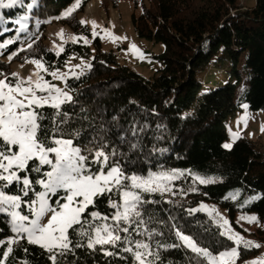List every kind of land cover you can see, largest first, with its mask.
Returning a JSON list of instances; mask_svg holds the SVG:
<instances>
[{
	"label": "trees",
	"instance_id": "trees-1",
	"mask_svg": "<svg viewBox=\"0 0 264 264\" xmlns=\"http://www.w3.org/2000/svg\"><path fill=\"white\" fill-rule=\"evenodd\" d=\"M23 1L25 5L32 2ZM242 1L246 0H133L132 21L137 34L164 44V51L156 55L162 67L151 78L124 64L115 51H104L100 37L87 44L82 39L69 40L64 51L56 54L47 43L46 31L51 23L68 27L77 37L92 35L89 26L80 23L83 6L71 16H63L74 0H37L32 9L17 6L3 10L11 21L29 14L32 24L29 31L19 33L16 43L0 49V78L9 75L12 79V63L27 59L60 68L74 56L91 65L66 79L73 102L61 109L69 117L62 125L65 138L74 139L82 150L101 146L105 152L115 150L117 155L112 159L118 160L128 174L185 171V177L173 182L175 194H144L146 200L158 201L143 209L151 216L148 227L162 233L149 241L153 248L157 241L165 245L179 243L174 227L213 253L230 248L233 242L219 235L221 228L208 214H188V209L201 202H216L232 218L238 211H252L264 223L263 146L258 140L240 137L230 149L223 147L229 137L228 121L243 105L254 111L264 110V0H254L251 5H243ZM35 22L40 23L39 29H34ZM7 36L15 39L17 31L0 35V43ZM12 53L16 55L9 59ZM213 69L226 72L229 79L224 84L205 87L209 82L201 75ZM43 111L50 115L53 110ZM77 132L79 135L74 136ZM133 144L138 147L132 148ZM188 172L215 182L199 184ZM231 187L240 189L239 198L226 197ZM10 191L14 193L15 187ZM118 198L113 195V199ZM247 198H251L250 202L244 205ZM91 210L102 214L114 211L107 197L98 199ZM3 219L0 216V238L11 235ZM254 234L264 241V228ZM22 244L29 251L25 253L14 246L9 264H20L22 260L50 264L38 246ZM159 251L164 264H196L195 254L185 248ZM258 252V248L241 247L238 261L255 257ZM122 255L128 259L105 256L97 246L95 250L77 248L61 259L63 264H132L129 254Z\"/></svg>",
	"mask_w": 264,
	"mask_h": 264
},
{
	"label": "snow or ice",
	"instance_id": "snow-or-ice-1",
	"mask_svg": "<svg viewBox=\"0 0 264 264\" xmlns=\"http://www.w3.org/2000/svg\"><path fill=\"white\" fill-rule=\"evenodd\" d=\"M81 3L82 0H74L63 16H71ZM36 4L37 0L27 5L23 0H0V23L8 22L3 10L17 6L32 9ZM28 20V15H22L11 21L19 26L17 36L0 43V49H6L20 39L19 33L28 29ZM80 23L89 22L81 20ZM90 23L93 37L99 35L95 31L99 25L95 21ZM11 30L4 27L0 29V35ZM58 35L64 39L63 30ZM68 39L73 42L82 39L85 44L89 43L86 37L69 36ZM132 48L139 52L135 45ZM53 50L59 55L64 47L57 45ZM15 55L12 53L9 59ZM30 63L36 65V71L28 77L12 73V79L8 76L0 79V216L10 226L11 233L6 238H0V264H9L14 246L27 253L29 249L22 242L42 249L50 264H63L61 258L74 253L77 248L95 250L97 246L108 257L127 260L128 257L122 253L129 254L132 264H164L159 249L178 248L194 253L196 264H236L241 247H260V244L245 239L232 228L227 218L216 213L218 227L223 229L219 235L233 242L234 246L214 254L209 248L200 246L192 236L173 226L179 243L165 245L157 241L153 248L149 241L162 233L148 227L151 216L143 209L145 205L158 201L146 200L144 194L173 193V182L185 177V171H149L146 176L128 174L118 160L112 159L117 155L115 150L105 152L103 146L82 150L76 146L74 139L65 138L62 128L69 119L68 114L61 110L62 106L72 103L73 98L41 74L64 80L67 73H60L58 69L49 72L48 67L38 59ZM72 75L77 74L73 72ZM243 107L247 108V105ZM45 108H51L52 113L45 115ZM242 119L246 120V117ZM45 120L49 123L45 124ZM73 135L78 136L79 133ZM233 136L236 138L238 134ZM223 147L230 149L232 145L224 144ZM94 165L98 166L95 171ZM188 175L194 176V182L199 184L215 182L213 178L191 172ZM12 187L16 189L14 193L10 191ZM191 190L196 191L195 188ZM113 195L119 198L113 199ZM102 197H107L110 208L114 209L111 214L90 211ZM231 198L235 199V196ZM201 210L208 211L209 215L216 212L214 207L209 210L204 204L187 211L189 215H194ZM240 219L249 223L258 222L255 215L241 216ZM134 236L146 239H135ZM106 245L119 248V251L107 250ZM20 264L30 262L22 260ZM250 264H264V259L253 260Z\"/></svg>",
	"mask_w": 264,
	"mask_h": 264
},
{
	"label": "rangeland",
	"instance_id": "rangeland-1",
	"mask_svg": "<svg viewBox=\"0 0 264 264\" xmlns=\"http://www.w3.org/2000/svg\"><path fill=\"white\" fill-rule=\"evenodd\" d=\"M253 1L254 0H246L245 2H248L247 5H251ZM245 2L243 3L242 1V4H246ZM81 6H83V9L79 15L80 20L89 22L86 24L89 26L91 33L93 32V26L90 22L95 21L97 25H99L95 28V31L99 33V35L95 37L101 38L102 49L104 51H115L119 54L121 61L124 64L132 67L133 70L146 78H151L156 75L157 71L162 67V62L156 58V55L164 51V44L149 41L148 39L142 38L137 34L132 21V14L135 10L133 0H82ZM27 15L29 16V20L27 21V31H29V27L31 26L32 22L30 20V15ZM5 18L8 22L6 24L0 23V28L2 29L7 27L17 31L19 26L13 24L8 25V23L11 22V18L6 15ZM33 27L34 29H39L40 23L35 22ZM105 29H107V32H105ZM61 30L64 32L63 40L58 35ZM46 34L47 43L53 48H55L57 45L64 46V44L69 41V36H75V33L68 27L52 23L47 28ZM81 37H86L89 43L94 38L93 35H91V37L82 35ZM115 37H120L121 39H115ZM8 39L12 38L7 36L5 41ZM132 45H135L139 52L133 49ZM31 60L34 59H27L24 63L13 62L11 65L12 73H18L19 76L23 78L31 75L36 71V65L30 63ZM76 65H79L80 67H75ZM45 66L47 67L46 64ZM87 66L88 62L86 60L72 56L63 67H48L49 72L58 69L60 73H67V76L64 80L54 79L50 75L43 72L41 74L44 75L45 79L51 81L58 87L65 89V91H67L72 96L71 90L66 86V79L67 77H72L73 72H75L77 75L83 73ZM4 76H8L10 78L9 75H3L0 79L4 78ZM201 79L209 82V84L205 85V87H207L215 83L224 84L229 79V76L226 72H223L219 69H213L206 75L202 74ZM242 117H246V120L242 119ZM234 133H237L238 137L234 138ZM228 135L229 137L224 144L233 145L238 138L246 137L251 140H258L264 148V110L254 111L250 110L248 107H243L241 111L229 119ZM232 196H235V199L241 196V191L238 187H231L227 190L226 197L231 198ZM250 199L251 198H247L244 205L249 203ZM201 204L207 205L209 210H211L213 207L216 209V212H213L212 215H209L208 211L201 210V212L208 214L216 223V213H219L221 216L227 218L230 221L232 228L244 236L245 239L260 244V247L258 248L259 252L255 257L243 262H239L237 260L236 264H250V262L253 260L264 259V241L258 239L254 234L258 230L264 228V223L260 221L258 215L255 212L238 211L234 218H232L230 214L225 209L221 208L216 202H201L196 208H199ZM247 215L257 216L258 222L249 223L247 220L240 219L241 216ZM221 230L223 231L222 228Z\"/></svg>",
	"mask_w": 264,
	"mask_h": 264
}]
</instances>
